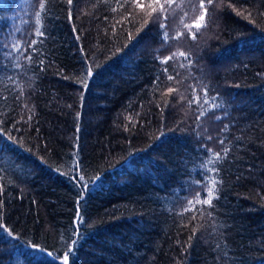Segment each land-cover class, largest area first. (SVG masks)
Listing matches in <instances>:
<instances>
[{
  "label": "trees",
  "instance_id": "1",
  "mask_svg": "<svg viewBox=\"0 0 264 264\" xmlns=\"http://www.w3.org/2000/svg\"><path fill=\"white\" fill-rule=\"evenodd\" d=\"M40 3L0 0V264H264V0Z\"/></svg>",
  "mask_w": 264,
  "mask_h": 264
},
{
  "label": "snow or ice",
  "instance_id": "2",
  "mask_svg": "<svg viewBox=\"0 0 264 264\" xmlns=\"http://www.w3.org/2000/svg\"><path fill=\"white\" fill-rule=\"evenodd\" d=\"M156 2L159 3V0H156ZM167 2L169 4V6H170L172 0H167ZM68 3H69V5H71L72 4V0H68ZM132 3L136 7H139L141 9H143L145 7L144 4L140 3V0H132ZM212 3H213V0H207V5H212ZM199 6H200V8L202 10V14L199 16L197 22L194 25V27L196 29H199L201 27L200 21H203L204 20L205 15L207 14V10H208L207 9V6L204 3V0H200V5ZM39 7H40V9H43L44 8L43 0H41V3L39 5ZM149 7H151V5H149ZM159 10L161 12L165 11V5L164 4H160L159 5ZM152 11L153 12H156L157 9L155 7H153L152 8ZM36 15H37V18H39V12H37ZM37 23H39V19H37ZM161 27L163 28L164 25H161ZM36 35L42 37L44 35V33L39 28H37ZM35 43H36V41H31V42L25 41V44L29 47V49H31L32 46ZM0 47H3V45H0ZM13 47L15 48V46H13ZM15 51L21 52V54H24L22 52V49H20V48H15ZM9 54L11 55V54H13V52L11 50H9ZM180 55L183 56L184 54L181 53ZM28 58L30 59L31 57L28 56ZM166 62H167L166 60L165 61H162V63H166ZM92 74L93 73H92L91 68L90 67L87 68L86 69V75L88 77H91ZM169 79H172V77H169ZM85 87H87V85H85ZM169 91H171V89H169ZM217 107H221V105H217ZM205 115H206L205 112H200L199 117H204ZM217 119H221V117L218 116ZM7 133H8V130L6 128L0 127V142H3V143H0V151H4L5 150L7 141L4 140V137H5V135ZM221 143H223V141H221ZM205 151L207 152L209 150L208 149H205ZM214 155H215L216 159H219V154L218 153H216ZM211 163H212V160L207 161V164L210 165ZM73 173H74V180H75V182L78 185H81L84 190H87L90 186H94L95 185V181L89 182V181H86L85 180V175L83 173V170L80 169V167H79V162H77L76 165H74ZM99 179H100V177H96V180H99ZM212 195H213V190H212V188H209V191H208V197H209V199L204 200L203 203L210 204L211 203V199H212ZM77 220L79 221L80 218L78 217ZM0 232H8V234L11 235V232L6 228V225L4 223H0ZM72 243L74 245L76 243V241L74 240V241H72ZM41 253L43 254V250H41ZM71 254H72V249L69 248L66 252L63 253L62 256L59 257L60 264H69V257H70ZM47 255L49 256V259H50L51 264H58V256H59V254L49 253Z\"/></svg>",
  "mask_w": 264,
  "mask_h": 264
}]
</instances>
